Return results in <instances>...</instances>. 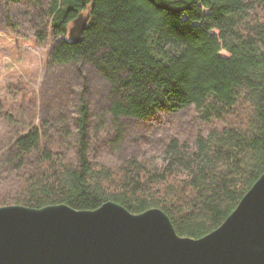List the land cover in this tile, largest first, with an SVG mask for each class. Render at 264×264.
Returning <instances> with one entry per match:
<instances>
[{
  "label": "trees",
  "instance_id": "obj_1",
  "mask_svg": "<svg viewBox=\"0 0 264 264\" xmlns=\"http://www.w3.org/2000/svg\"><path fill=\"white\" fill-rule=\"evenodd\" d=\"M45 10L50 61L98 68L114 93L115 123L194 107L225 125L199 132L193 147L169 141L161 164L132 157L114 169L90 158L82 100L76 163L42 149L39 127L0 135V206L92 211L112 201L134 214L161 209L182 237L217 229L264 173V0H50ZM8 179L17 181L11 194Z\"/></svg>",
  "mask_w": 264,
  "mask_h": 264
},
{
  "label": "rangeland",
  "instance_id": "obj_2",
  "mask_svg": "<svg viewBox=\"0 0 264 264\" xmlns=\"http://www.w3.org/2000/svg\"><path fill=\"white\" fill-rule=\"evenodd\" d=\"M49 1L40 0L45 7ZM42 5L34 9L25 1L0 0V135L39 127L42 149L76 163L79 106L85 100L90 112V158L115 169L132 157L161 164L169 141L178 139L193 147L199 132L208 134L225 125L201 120L194 107L115 123L108 111L114 93L98 68L50 61L53 41ZM40 25L45 41L37 37ZM74 26L77 33L79 23ZM221 55L229 56L225 51ZM16 186V179H8L4 190L11 194Z\"/></svg>",
  "mask_w": 264,
  "mask_h": 264
},
{
  "label": "water",
  "instance_id": "obj_3",
  "mask_svg": "<svg viewBox=\"0 0 264 264\" xmlns=\"http://www.w3.org/2000/svg\"><path fill=\"white\" fill-rule=\"evenodd\" d=\"M88 20L76 22L77 33L70 29L73 40ZM0 264H264V173L199 239L178 235L158 208L134 214L112 201L92 211L1 206Z\"/></svg>",
  "mask_w": 264,
  "mask_h": 264
},
{
  "label": "bare ground",
  "instance_id": "obj_4",
  "mask_svg": "<svg viewBox=\"0 0 264 264\" xmlns=\"http://www.w3.org/2000/svg\"><path fill=\"white\" fill-rule=\"evenodd\" d=\"M76 24V23H75Z\"/></svg>",
  "mask_w": 264,
  "mask_h": 264
}]
</instances>
